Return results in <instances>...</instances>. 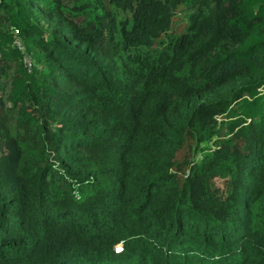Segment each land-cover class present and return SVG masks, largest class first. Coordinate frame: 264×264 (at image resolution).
Wrapping results in <instances>:
<instances>
[{
    "label": "trees",
    "instance_id": "16d2710c",
    "mask_svg": "<svg viewBox=\"0 0 264 264\" xmlns=\"http://www.w3.org/2000/svg\"><path fill=\"white\" fill-rule=\"evenodd\" d=\"M0 264H264V0H0Z\"/></svg>",
    "mask_w": 264,
    "mask_h": 264
},
{
    "label": "rangeland",
    "instance_id": "374dc122",
    "mask_svg": "<svg viewBox=\"0 0 264 264\" xmlns=\"http://www.w3.org/2000/svg\"><path fill=\"white\" fill-rule=\"evenodd\" d=\"M252 113H253V112H252ZM254 113H255V115H257V114L259 113V111H258V110H257V111H254ZM254 113H253V114H254ZM218 119H219V120L223 119V116L218 117ZM185 154H189V153H188V146H187V145L183 146V147L179 150L178 154L176 153V155H177L179 158H182ZM180 173H182V172H180ZM214 182H215L216 185L223 186V178L215 177Z\"/></svg>",
    "mask_w": 264,
    "mask_h": 264
},
{
    "label": "built area",
    "instance_id": "2783aa9c",
    "mask_svg": "<svg viewBox=\"0 0 264 264\" xmlns=\"http://www.w3.org/2000/svg\"><path fill=\"white\" fill-rule=\"evenodd\" d=\"M17 31V30H16ZM26 62L29 63L30 61L26 59Z\"/></svg>",
    "mask_w": 264,
    "mask_h": 264
}]
</instances>
